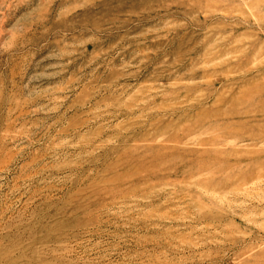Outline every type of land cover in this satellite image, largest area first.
<instances>
[{
    "label": "rangeland",
    "instance_id": "1",
    "mask_svg": "<svg viewBox=\"0 0 264 264\" xmlns=\"http://www.w3.org/2000/svg\"><path fill=\"white\" fill-rule=\"evenodd\" d=\"M0 264H264V0H0Z\"/></svg>",
    "mask_w": 264,
    "mask_h": 264
}]
</instances>
